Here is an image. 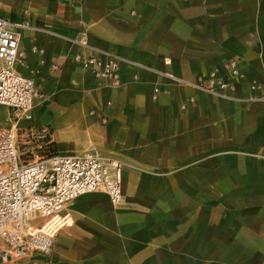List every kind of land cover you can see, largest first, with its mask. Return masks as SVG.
Here are the masks:
<instances>
[{"label":"crops","instance_id":"obj_1","mask_svg":"<svg viewBox=\"0 0 264 264\" xmlns=\"http://www.w3.org/2000/svg\"><path fill=\"white\" fill-rule=\"evenodd\" d=\"M0 17L27 25L15 69L43 94L21 126L122 164L123 203H66L45 264H264V0H0ZM97 51L122 58L119 89L73 60ZM213 71L231 99L163 75Z\"/></svg>","mask_w":264,"mask_h":264},{"label":"built area","instance_id":"obj_2","mask_svg":"<svg viewBox=\"0 0 264 264\" xmlns=\"http://www.w3.org/2000/svg\"><path fill=\"white\" fill-rule=\"evenodd\" d=\"M26 27L0 17V107L15 115L17 121L29 119L35 101L43 96L32 79L15 69L20 58L18 29ZM80 44L89 47L85 42ZM97 52L98 56L75 55L73 60L93 79L119 89L122 58ZM224 67L231 77L240 76L238 61H228ZM163 75L175 84L207 95L232 98V82L220 78L215 71L193 83L169 73ZM160 94L167 91L155 87L152 99L156 100ZM193 102L194 98L189 97L180 104V109ZM101 122L107 121L101 117ZM47 137L45 128L28 127L19 134L14 127L0 126V262L3 264H45L42 259L49 255L61 226L59 214L66 203L77 197L102 192L111 205L123 203L122 164L116 159L97 153L37 156L20 152V141L37 143Z\"/></svg>","mask_w":264,"mask_h":264},{"label":"rangeland","instance_id":"obj_3","mask_svg":"<svg viewBox=\"0 0 264 264\" xmlns=\"http://www.w3.org/2000/svg\"><path fill=\"white\" fill-rule=\"evenodd\" d=\"M23 120L17 121V117L13 115L12 113H6L3 109L0 108V126L4 128H11L14 127V129L18 130V133H23L24 130L27 127H22L21 122ZM21 140V139H20ZM19 140V141H20ZM55 145L51 140L47 137L46 139H43L37 143H29L25 144L22 141L19 142V150L24 155L28 153H32L37 156H43V155H49L52 152H54ZM24 157V156H23ZM29 158V157H24ZM30 158H32L30 156Z\"/></svg>","mask_w":264,"mask_h":264},{"label":"trees","instance_id":"obj_4","mask_svg":"<svg viewBox=\"0 0 264 264\" xmlns=\"http://www.w3.org/2000/svg\"><path fill=\"white\" fill-rule=\"evenodd\" d=\"M53 153H57V152H56V149H54V152H52L51 154H53Z\"/></svg>","mask_w":264,"mask_h":264}]
</instances>
